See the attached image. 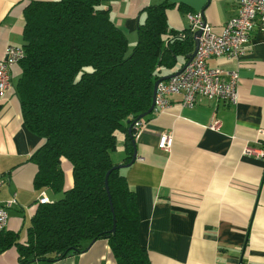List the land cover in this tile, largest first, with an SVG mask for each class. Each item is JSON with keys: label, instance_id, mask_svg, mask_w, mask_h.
<instances>
[{"label": "crops", "instance_id": "0c3cea01", "mask_svg": "<svg viewBox=\"0 0 264 264\" xmlns=\"http://www.w3.org/2000/svg\"><path fill=\"white\" fill-rule=\"evenodd\" d=\"M31 1L0 0V58L7 45L24 46V9ZM161 1L102 0L101 6L126 31L130 51L146 15L143 8ZM169 1L174 2L167 9L174 29L190 27L187 13L202 10L214 30L221 31L237 12L236 0ZM177 58L174 67L162 66L160 74L178 70L185 56ZM209 63L238 69V101L199 96L189 106L183 104L182 93L171 94L167 107L145 115L136 135L137 156L120 168L137 197L139 237L150 264H264V158L244 152L246 145L264 144V33L252 32L241 60L213 56ZM21 73V63L13 64L11 85L0 95V200L16 196L5 229L18 232L23 241L41 191L50 200L61 192L34 185L38 165L30 157L45 138L24 124L17 93ZM167 130L174 136L170 150L158 145ZM117 138L111 156L123 163L125 133L119 130ZM61 165L68 189L74 182L72 164L62 156ZM85 244L84 251L29 264H117L106 238ZM0 264H19L15 244L0 252Z\"/></svg>", "mask_w": 264, "mask_h": 264}, {"label": "trees", "instance_id": "16d2710c", "mask_svg": "<svg viewBox=\"0 0 264 264\" xmlns=\"http://www.w3.org/2000/svg\"><path fill=\"white\" fill-rule=\"evenodd\" d=\"M101 3L32 0L24 9L26 54L17 93L25 126L45 138L30 157L38 165L34 185L63 195L39 203L23 241L18 232L0 229V252L15 244L19 264L54 261L99 238L108 240L117 264H150L135 191L111 151L121 130L123 163L134 161L136 122L151 106L159 71L174 67L179 55L185 56L182 68L195 38L190 27H170L167 9L174 2L163 0L143 8L129 51L126 31ZM62 156L72 164L68 189Z\"/></svg>", "mask_w": 264, "mask_h": 264}, {"label": "built area", "instance_id": "2783aa9c", "mask_svg": "<svg viewBox=\"0 0 264 264\" xmlns=\"http://www.w3.org/2000/svg\"><path fill=\"white\" fill-rule=\"evenodd\" d=\"M237 12L230 16L221 31L214 30L207 21L204 12H188L190 28L194 38H198L197 51L179 72L157 84L154 108L164 109L171 103V94L182 93V102L193 106L199 96L222 99L236 103L239 98L238 69H225L221 65H211L213 56H224L227 59L241 60L246 51L254 30L264 33V0H236ZM200 29L199 35L195 31ZM26 54L23 45L9 44L0 58V95L4 96L11 85V67L18 63ZM141 128L143 120L137 121ZM216 122L212 123L215 126ZM264 132V129L261 130ZM174 136L172 131H163L159 138V147L165 150L172 148ZM244 152L255 153L264 158V144L260 148L246 145ZM3 172L0 170V183ZM17 201L12 195L5 202L0 200V229L8 225V207ZM50 198L44 190L38 197L39 203L49 202Z\"/></svg>", "mask_w": 264, "mask_h": 264}, {"label": "water", "instance_id": "95a60500", "mask_svg": "<svg viewBox=\"0 0 264 264\" xmlns=\"http://www.w3.org/2000/svg\"><path fill=\"white\" fill-rule=\"evenodd\" d=\"M200 33H201V30H200V29H198V30L195 31V34H197V35H199ZM198 43H199V40H198V38L196 37V38H195V49H194V51H193V54L191 55V57L188 59L187 62H189L190 59H191V58L194 56V54L196 53V51H197V47H198ZM184 66H185V64H184ZM184 66H183V67H184ZM183 67H182V68H183ZM180 70H181V68H180L179 70H177L176 72H179ZM172 74H173V73L165 74V75H163L162 77L156 79L155 84H154V95H153V100H152L151 106H150L146 111L140 113V117H143V116L147 115L148 113H150V112H152V111L154 110L157 84H158V82H159L160 80H162V79H166V78H169ZM134 155H135V156H134V159H135L136 156H137V149L135 150V154H134ZM127 164H129V163H118L117 166H118V167H122V166H125V165H127ZM109 172H110V170H109V171L107 172V174H106V185H107V188L109 187V186H108V175H109ZM114 228H115V223H114V225H113V229H114Z\"/></svg>", "mask_w": 264, "mask_h": 264}, {"label": "rangeland", "instance_id": "374dc122", "mask_svg": "<svg viewBox=\"0 0 264 264\" xmlns=\"http://www.w3.org/2000/svg\"><path fill=\"white\" fill-rule=\"evenodd\" d=\"M132 46H130V48H131ZM180 59H182V57H180ZM54 191V190H53ZM54 192H57V191H54ZM63 194H62V192H61V196H62Z\"/></svg>", "mask_w": 264, "mask_h": 264}]
</instances>
